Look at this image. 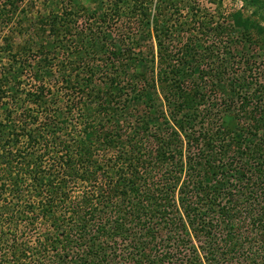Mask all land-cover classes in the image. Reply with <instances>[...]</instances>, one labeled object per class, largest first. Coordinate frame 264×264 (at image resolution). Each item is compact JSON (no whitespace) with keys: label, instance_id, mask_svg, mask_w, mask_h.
I'll list each match as a JSON object with an SVG mask.
<instances>
[{"label":"trees","instance_id":"16d2710c","mask_svg":"<svg viewBox=\"0 0 264 264\" xmlns=\"http://www.w3.org/2000/svg\"><path fill=\"white\" fill-rule=\"evenodd\" d=\"M241 1L245 76L264 0ZM72 2L0 0V264H264V86L200 40L173 59L175 0Z\"/></svg>","mask_w":264,"mask_h":264},{"label":"rangeland","instance_id":"374dc122","mask_svg":"<svg viewBox=\"0 0 264 264\" xmlns=\"http://www.w3.org/2000/svg\"><path fill=\"white\" fill-rule=\"evenodd\" d=\"M100 1L101 0L96 1L95 4L90 0H74L72 3L76 11H82L85 10V7L89 10L92 8L95 9L97 6L99 8L101 6ZM156 2L157 0H153L154 9L152 8V12L155 16ZM175 2L176 4L167 7L166 11L170 28L173 30L177 28L176 32L167 40L170 54L173 59L179 60L183 57L180 52L184 45H191L192 41L200 40L204 47L201 49L195 47V52L193 54L201 57L203 62H210L212 60L219 64L228 62V69L224 72L226 73L224 74V80H238L239 84L236 82V90H239L242 95L253 96L257 101L261 96V87L264 86V57L261 51L251 50L256 58L252 57L248 60L250 65L248 68H251V73L247 71L244 76L242 72L245 66L241 67L240 70L239 68L241 62H243L246 57L242 54L238 55L232 48L235 42L234 37L240 35L241 30L234 29L231 14L241 9L243 2L241 0H175ZM109 4V2L105 1L104 8L108 10V14L110 13V15L114 16V11L109 12L111 9ZM128 13L130 14L132 11L128 10L123 14ZM84 14L83 12L80 14L82 15V19L78 16L80 22L86 20V18L83 17ZM250 14L251 10H247L246 16ZM79 25L81 26V24ZM126 25L127 27L131 26V28H135L138 23L135 20ZM207 26L218 28L220 36L216 35V31H208ZM133 35V30L130 29L127 36L132 37ZM148 44L154 46V54L157 57L159 51L157 39L152 37V39L148 41ZM247 75L249 76L248 78ZM213 101V98L210 99V103H213ZM159 104L162 105L161 103Z\"/></svg>","mask_w":264,"mask_h":264}]
</instances>
